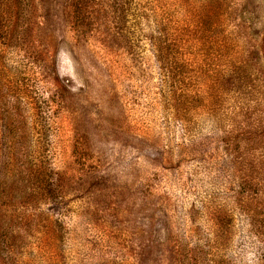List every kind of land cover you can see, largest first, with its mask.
<instances>
[{
  "label": "rangeland",
  "instance_id": "obj_1",
  "mask_svg": "<svg viewBox=\"0 0 264 264\" xmlns=\"http://www.w3.org/2000/svg\"><path fill=\"white\" fill-rule=\"evenodd\" d=\"M0 264H264V0H0Z\"/></svg>",
  "mask_w": 264,
  "mask_h": 264
},
{
  "label": "trees",
  "instance_id": "obj_2",
  "mask_svg": "<svg viewBox=\"0 0 264 264\" xmlns=\"http://www.w3.org/2000/svg\"><path fill=\"white\" fill-rule=\"evenodd\" d=\"M201 24L203 26H207L209 22L204 18L200 20ZM166 33L159 32V35L165 36ZM162 36V37H163ZM166 40L161 41L158 43L157 47H155V51L157 52V59L159 61V73L161 77L162 84H165L168 86V91L167 93L171 95L170 100H166V104L168 105L167 109L170 115H173L174 117L178 115L179 111L181 110L178 105V96L182 95L183 91V86L184 82L183 80L179 79L176 74H174V68H179L182 67L183 65H177V66H172V64L167 61L168 54L165 49H172L173 51L177 49L178 43L172 38L169 39V35L167 34V37H165ZM165 43V44H163ZM165 45V47H164ZM175 59H180L176 56V54L173 55ZM187 65H185L186 67ZM178 84L181 86L180 89L178 87ZM186 86V85H185ZM185 92L187 93L186 89ZM189 92H191L189 90ZM160 94L162 93L163 97L166 96L165 89L162 85L161 91L159 92ZM191 94V93H190ZM189 95L187 94L186 98H188ZM192 98V95H191Z\"/></svg>",
  "mask_w": 264,
  "mask_h": 264
}]
</instances>
